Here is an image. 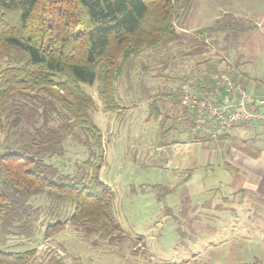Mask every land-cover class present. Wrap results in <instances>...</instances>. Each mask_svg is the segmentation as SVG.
I'll return each instance as SVG.
<instances>
[{"label": "rangeland", "instance_id": "rangeland-1", "mask_svg": "<svg viewBox=\"0 0 264 264\" xmlns=\"http://www.w3.org/2000/svg\"><path fill=\"white\" fill-rule=\"evenodd\" d=\"M229 14L255 28L236 40L226 32L212 37L196 33ZM177 28L179 40L144 47L125 63L116 83L121 110L106 109L98 81L83 86L95 100L92 115L105 142L100 177L115 193L114 214L122 231L111 237L88 235L68 222L45 237L42 222L30 243L7 236L0 237V246L35 249L28 264H238L241 248L250 264H264L263 208L256 220L249 208L257 207L254 200L245 197L248 204L239 205L244 197L228 175L220 148L211 153L210 144L179 145L203 139L204 130L192 134L188 128H197V122L188 110L162 96L176 91L191 75L215 70L210 69L215 64L218 71L230 73L238 65L236 81L247 92L249 83L264 90V0H194ZM11 64L0 58V69ZM39 111L37 123L42 124L43 107ZM53 116L51 124H57L60 116ZM27 126L22 122L19 127ZM224 137L209 141L216 144ZM16 140L17 132L0 129V152L15 147ZM65 143L66 155L55 164L69 173L75 161L85 158L84 147L70 139ZM49 204L46 195L37 196L42 217L50 213ZM59 211L65 222L73 209L66 202Z\"/></svg>", "mask_w": 264, "mask_h": 264}, {"label": "trees", "instance_id": "trees-1", "mask_svg": "<svg viewBox=\"0 0 264 264\" xmlns=\"http://www.w3.org/2000/svg\"><path fill=\"white\" fill-rule=\"evenodd\" d=\"M193 4L194 0H0V58L12 63L0 69V129L18 133L16 146L0 152V237L30 243L42 222L45 237L68 222L88 235L111 237L122 231L114 214L115 193L100 177L105 142L92 115L95 100L83 86L98 81L106 109L121 110L116 83L125 63L144 47L179 40L178 23ZM253 28L229 14L196 33L212 37L226 32L236 40ZM234 68L231 74L237 79L241 72L238 65ZM162 96L183 105L180 87ZM40 107L42 124L37 123ZM55 113L60 120L51 124ZM22 122L27 128L19 127ZM69 139L84 147L85 158L64 173L55 159L64 158ZM40 195L50 200V213L44 217V208L35 205ZM66 202L73 211L63 222L59 208ZM53 218L56 221L47 224ZM13 246H0L8 250L0 249V264H28L35 249Z\"/></svg>", "mask_w": 264, "mask_h": 264}, {"label": "crops", "instance_id": "crops-1", "mask_svg": "<svg viewBox=\"0 0 264 264\" xmlns=\"http://www.w3.org/2000/svg\"><path fill=\"white\" fill-rule=\"evenodd\" d=\"M212 68L217 70L216 64L211 65L210 69ZM256 75H254V77L257 78ZM247 88L253 94L256 100V106L258 105L262 108V111H264V105H259V102H257L264 99L262 96L264 90L260 88L258 90L254 83H249ZM187 113V115L192 118V113L190 111ZM201 127L204 130L203 139L198 138L200 140H195L190 138L188 140H183V143L179 145L189 146L195 142L210 144L212 146L211 153L215 152V148H220L221 153H223V162H225L229 168L228 175L234 180V184L237 187V193L244 197V199L238 202L239 205L245 206L248 204L246 203L247 200L245 197H249V199L254 200L255 203H257V207L249 208L252 210V214L254 215L253 219L256 217V220H259L261 214L260 210L262 208L264 210V123L235 126L224 134L225 139L216 144L213 143L214 140L212 137L209 138L211 135V125L204 124L197 128L192 127L188 129L191 130L192 134H195ZM231 138H234L233 142L235 144L230 141ZM209 139L213 141H209ZM216 140L217 139H215V142ZM175 143L173 145H177ZM158 150H160V148H158ZM215 159V163H219L218 157H215ZM252 203V206H256L254 202ZM261 205L263 207H260ZM238 241L239 239L236 240V242ZM262 241L264 242V239H262ZM239 245L241 246V244ZM239 245L237 244L236 250L239 249ZM242 249L243 248L239 249L238 255L236 256L238 258V264H250V262L247 261L246 256H242ZM259 262L262 263L260 260Z\"/></svg>", "mask_w": 264, "mask_h": 264}, {"label": "built area", "instance_id": "built-area-1", "mask_svg": "<svg viewBox=\"0 0 264 264\" xmlns=\"http://www.w3.org/2000/svg\"><path fill=\"white\" fill-rule=\"evenodd\" d=\"M182 104L192 113L197 127L207 121L211 136L220 137L242 123H264V111L256 106L252 93L227 71L206 70L184 79L181 86ZM264 105V99L257 101Z\"/></svg>", "mask_w": 264, "mask_h": 264}]
</instances>
